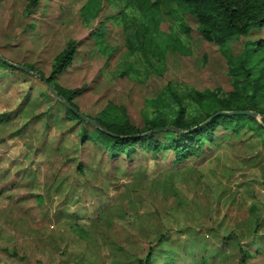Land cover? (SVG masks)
Instances as JSON below:
<instances>
[{
    "label": "rangeland",
    "instance_id": "obj_1",
    "mask_svg": "<svg viewBox=\"0 0 264 264\" xmlns=\"http://www.w3.org/2000/svg\"><path fill=\"white\" fill-rule=\"evenodd\" d=\"M24 2L0 0V112L18 111L0 121L10 120L0 126V264H138L146 251L145 264H241L240 246L244 262L264 264L263 115L238 130L217 125L182 162L164 149L110 158L39 78L73 38L49 85L82 86L72 98L82 113L140 125L157 110L146 99L160 97L194 125L214 107L194 91L224 97L231 57L264 24L216 46L181 0H40L26 16ZM252 54L264 84V45Z\"/></svg>",
    "mask_w": 264,
    "mask_h": 264
},
{
    "label": "trees",
    "instance_id": "obj_2",
    "mask_svg": "<svg viewBox=\"0 0 264 264\" xmlns=\"http://www.w3.org/2000/svg\"><path fill=\"white\" fill-rule=\"evenodd\" d=\"M40 0H25L21 13L26 16L31 13ZM190 7L193 18L196 20V30L202 38L218 45L220 38L226 33L245 35L249 30L264 24V8L259 9L250 0H181ZM24 21L20 22L23 23ZM243 49L238 58L231 57L229 73L231 79V90L224 97L204 96L199 90L194 91L195 96L206 98L213 102L214 107L205 114L203 121L216 110H231L237 108L251 109L255 112H262L264 109L259 106L264 99V84L257 83L253 79L250 61L253 58L255 47L264 45V37L256 40L245 39ZM76 40L67 39L53 58L51 70L47 76L42 74L39 77L49 83L66 65L75 52ZM56 93L62 96L67 102L75 106L72 98L80 92L82 86H58L52 85ZM57 97V96H56ZM62 104L68 118L83 121L80 130L81 139L91 138L97 141L103 149L111 156L119 152L132 154L137 148L155 156L160 150H169L173 162H182L189 157L197 155L206 145L207 141L213 138V129L222 124L224 128L238 130L245 123L253 120V116L244 113H218L212 116L207 122H200L194 125H186L183 122L184 108L177 106L173 112V105L164 102L159 98H147V103L157 107L155 113L149 120L137 125L131 122L126 116L118 113L114 116L101 115L98 117L88 115L95 119L100 128L77 116L63 101L57 97ZM165 107L164 109H159ZM264 119V115L262 116ZM157 130L147 131L158 126ZM90 127V129H89ZM144 132V133H143ZM229 237V235H228ZM151 251L144 252L138 258V264H145L149 260ZM240 260L245 255V250L239 247Z\"/></svg>",
    "mask_w": 264,
    "mask_h": 264
},
{
    "label": "water",
    "instance_id": "obj_3",
    "mask_svg": "<svg viewBox=\"0 0 264 264\" xmlns=\"http://www.w3.org/2000/svg\"><path fill=\"white\" fill-rule=\"evenodd\" d=\"M3 61L8 63L9 65L11 66H14V67H18V68H23V65L21 64H18L16 62H12L10 60H7L5 58H3ZM28 69V68H26ZM37 75V73H35ZM45 84L47 85V87L49 88V90L51 91L52 94H54L55 96L59 97L62 99V101L77 115L79 116L80 118L84 119L85 121H88L90 122L91 124L97 126L100 128V125L98 124V122L89 117L88 115L82 113L79 109H77L75 106L71 105L69 102H67L62 96L58 95L56 93V91L49 85L48 82H46L44 80ZM218 113H244V114H249L250 116H256L257 114L259 115H264V114H260V113H257L255 112L254 110H251V109H245V108H237V109H231V110H223V109H220V110H216L215 112L211 113L209 116L206 117V119H204L203 121H201L199 124L201 123H205L207 122V120H209L212 116L218 114ZM162 127H170L169 125L167 126H158V127H155V128H151L147 131H152V130H157V129H160ZM144 133V132H143Z\"/></svg>",
    "mask_w": 264,
    "mask_h": 264
},
{
    "label": "crops",
    "instance_id": "obj_4",
    "mask_svg": "<svg viewBox=\"0 0 264 264\" xmlns=\"http://www.w3.org/2000/svg\"><path fill=\"white\" fill-rule=\"evenodd\" d=\"M75 53V52H74ZM74 53H73V55H74ZM72 55V56H73ZM72 58V57H71ZM71 60V59H70ZM4 62V61H3ZM0 63H2V62H0ZM4 64L5 65H9L8 63H6V62H4ZM8 67H10V66H8ZM10 68H13V69H18V70H23V69H21V68H17V67H10ZM17 71V70H16ZM36 75V74H35ZM37 77H38V75H36ZM40 78V77H39ZM40 80L45 84V82H44V80H42L41 78H40ZM46 85V84H45ZM47 86V85H46ZM49 89V88H48ZM7 110H10V111H8L7 112ZM15 111V110H14ZM14 111H13V109H4V110H1V112H0V121L1 120H5L6 118H9V117H13V116H16L17 114H18V111L16 112V113H14ZM11 114V115H10ZM8 116V117H7ZM7 122H10V120L8 119V120H6L5 121V123L7 124ZM5 123H0V126L1 125H5ZM6 126V125H5ZM15 133V132H14ZM13 133V134H14ZM107 152V151H106ZM108 153V152H107ZM109 154V153H108ZM110 155V154H109ZM110 158H113V156H111L110 155ZM170 160H171V158H170ZM152 253V252H151ZM151 253H150V255H151ZM150 257V256H149ZM240 258H241V256H240ZM240 258H238V261L239 262H241V264H247V262H244V256H243V259L242 260H240ZM150 260V259H149ZM243 262V263H242ZM176 264V263H175ZM178 264V263H177Z\"/></svg>",
    "mask_w": 264,
    "mask_h": 264
}]
</instances>
